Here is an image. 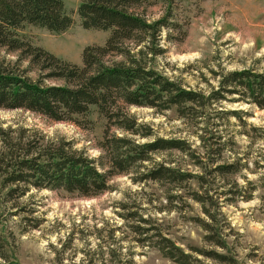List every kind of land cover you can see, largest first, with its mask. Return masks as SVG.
<instances>
[{
  "label": "rangeland",
  "instance_id": "374dc122",
  "mask_svg": "<svg viewBox=\"0 0 264 264\" xmlns=\"http://www.w3.org/2000/svg\"><path fill=\"white\" fill-rule=\"evenodd\" d=\"M63 1L75 20L70 28L52 32L27 25L22 33L35 45L82 64L83 49L104 44L110 31L84 28L77 14L79 0ZM144 6L149 18L163 12L160 4ZM174 18L181 27L171 36L162 31L165 51L154 56L149 67L206 94L218 88L222 75L230 71L264 72V0H176ZM17 57V52L0 49V59ZM238 96L228 94V99L212 102L198 122L191 115H180L177 106L126 105L143 131L151 133L133 138L140 142L154 137L184 139L197 156L171 149L156 152L155 161L192 173L203 172L199 159L209 166L238 163L236 172L212 174L205 183L220 204L216 218L226 247L205 238L207 231L199 219L209 220L192 197V192L203 190L194 179L182 185L138 181L142 171L138 167L132 173L108 175L109 189L84 196L24 182L3 187L0 177V236L4 239L0 264H177L159 249L160 237L191 253L196 259L193 264H221L193 247L226 253L235 264H264V109ZM87 119L79 117V125L27 109L0 108V132H4L0 153L4 139L19 138L25 146L64 139L95 159L100 171H107L109 157L101 146L107 120L96 107ZM109 131L123 134L114 125ZM211 143L213 150L207 147Z\"/></svg>",
  "mask_w": 264,
  "mask_h": 264
},
{
  "label": "trees",
  "instance_id": "16d2710c",
  "mask_svg": "<svg viewBox=\"0 0 264 264\" xmlns=\"http://www.w3.org/2000/svg\"><path fill=\"white\" fill-rule=\"evenodd\" d=\"M175 2L79 0L77 14L82 26L110 31V35L104 44L87 45L82 52V64H78L35 45L22 33L27 25L52 32L70 28L75 20L63 0H0V49L18 53L14 61L0 59V108L27 109L56 121L67 120L80 125L78 118L87 119L92 107H96L107 120L108 128L101 146L110 162V169L100 171L95 159L82 150L74 149L73 144L64 139L46 145L29 142L27 147L19 138L17 141L15 138L4 139L5 147L0 153L3 187L24 182L36 188H64L91 196L109 189L108 175L132 173L138 167H142L140 176L135 179L138 181L187 184L194 179L203 190L192 192V197L200 202L209 220L199 219L207 231L205 238L226 247L216 218L220 204L205 183L209 182L207 178L212 174L236 172L238 163L209 166L199 159L203 172L192 173L155 161L153 155L156 152L171 149L197 156L184 139L154 137L151 141L140 142L133 138L131 135L149 137L151 133L143 131L144 126L126 110V105L158 109L177 106L180 115H191L197 122L203 109L212 102L228 99V94H238L239 100L264 109V72L253 69L230 71L222 75L218 88L212 87L206 94L202 90L188 89L179 81L149 67L151 59L165 51L161 45L162 31L166 29L171 36L173 30L181 27L174 18ZM158 4L162 6V14L149 18L144 5ZM115 56L121 59H113ZM31 72H35V76ZM231 112L239 114L237 110ZM112 125L123 134L110 133ZM0 136H4L3 131ZM201 138H205V134ZM202 142L205 147L206 142ZM211 146L207 147L213 150L214 144ZM207 154L209 156L211 152ZM11 190L16 191L14 188ZM157 244L163 255L177 264H193L196 260L169 238L160 237ZM193 248L221 264L236 263L226 253ZM3 252L4 239L0 236L2 256Z\"/></svg>",
  "mask_w": 264,
  "mask_h": 264
}]
</instances>
